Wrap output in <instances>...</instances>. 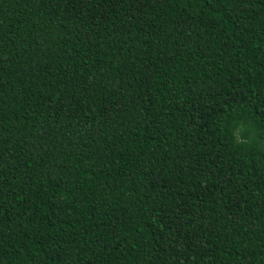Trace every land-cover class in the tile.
Masks as SVG:
<instances>
[{
  "label": "trees",
  "instance_id": "trees-1",
  "mask_svg": "<svg viewBox=\"0 0 264 264\" xmlns=\"http://www.w3.org/2000/svg\"><path fill=\"white\" fill-rule=\"evenodd\" d=\"M0 264H264V0H0Z\"/></svg>",
  "mask_w": 264,
  "mask_h": 264
}]
</instances>
